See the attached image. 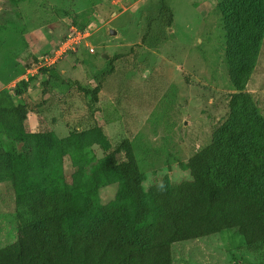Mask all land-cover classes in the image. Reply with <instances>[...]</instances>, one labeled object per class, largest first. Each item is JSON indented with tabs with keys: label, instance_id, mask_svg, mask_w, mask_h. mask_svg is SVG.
Instances as JSON below:
<instances>
[{
	"label": "rangeland",
	"instance_id": "rangeland-1",
	"mask_svg": "<svg viewBox=\"0 0 264 264\" xmlns=\"http://www.w3.org/2000/svg\"><path fill=\"white\" fill-rule=\"evenodd\" d=\"M229 1L251 9V32L229 24ZM162 2L173 21L156 45L143 44ZM240 43L250 49L245 60L231 56ZM132 50L115 62L91 117V98L66 81L93 89L112 59ZM45 68L61 79L50 80L46 96ZM238 80H246L242 91ZM2 91L17 103L21 93L44 104L29 114L27 132L0 126V249L17 241V201L35 187L63 189L81 205L129 208L119 180L93 178L124 139L134 145L147 191L164 177L191 179L184 164L212 143L235 94H248L264 117V0H0ZM172 252L174 264H264V243L247 246L229 230L174 244Z\"/></svg>",
	"mask_w": 264,
	"mask_h": 264
},
{
	"label": "trees",
	"instance_id": "trees-1",
	"mask_svg": "<svg viewBox=\"0 0 264 264\" xmlns=\"http://www.w3.org/2000/svg\"><path fill=\"white\" fill-rule=\"evenodd\" d=\"M226 13L234 28L242 33L253 30L255 16L250 8L229 1ZM172 21V11L162 2L157 16L149 19L143 44L156 45L161 29ZM134 52L112 59L109 71L99 75L93 89L66 81L91 98L87 103L91 117L99 94L116 74L115 62ZM249 55L243 43L231 52L238 60ZM245 69L241 72L248 75ZM50 70L42 69L48 73L44 96L51 93L50 80L61 81ZM245 82H236L238 90H243ZM18 96L17 103L8 92L0 93V126L24 132L29 114L39 115L44 103L21 93ZM230 110L212 143L184 164L190 171L189 180L173 184L164 177L145 191V176L133 143L124 139L111 148L93 178L95 182L119 180L120 197L129 208L120 203L96 207L93 200L81 205L63 189L29 190L17 201V241L0 249V264H174V244L226 230L242 236L247 246L263 244L264 117L243 92L232 97Z\"/></svg>",
	"mask_w": 264,
	"mask_h": 264
},
{
	"label": "water",
	"instance_id": "water-1",
	"mask_svg": "<svg viewBox=\"0 0 264 264\" xmlns=\"http://www.w3.org/2000/svg\"><path fill=\"white\" fill-rule=\"evenodd\" d=\"M114 35H116V31H114V30H110V32H109V36L110 37H112V36H114ZM100 57L101 58H103V59H105V60H109V56H108V54H106V53H102L101 55H100Z\"/></svg>",
	"mask_w": 264,
	"mask_h": 264
},
{
	"label": "built area",
	"instance_id": "built-area-1",
	"mask_svg": "<svg viewBox=\"0 0 264 264\" xmlns=\"http://www.w3.org/2000/svg\"><path fill=\"white\" fill-rule=\"evenodd\" d=\"M90 50H91V54L96 53V52H95V49L92 48V49H90Z\"/></svg>",
	"mask_w": 264,
	"mask_h": 264
}]
</instances>
